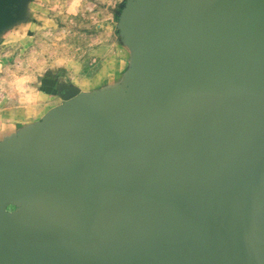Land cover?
I'll list each match as a JSON object with an SVG mask.
<instances>
[{"label":"water","instance_id":"1","mask_svg":"<svg viewBox=\"0 0 264 264\" xmlns=\"http://www.w3.org/2000/svg\"><path fill=\"white\" fill-rule=\"evenodd\" d=\"M197 9L190 0L150 4L135 40L152 47L147 61L170 45L169 20ZM225 27L199 55L220 53L217 62L236 63L243 77L238 101L249 114L241 124L225 117L220 132L233 155L214 153L205 162L217 160L225 175L208 178L201 194L175 182L189 168V138L168 122L171 109H146L147 117L133 120L123 113L115 124L68 104L62 112L74 113L43 123L15 154L0 156V181L18 175L44 208L35 221L0 219V264H264V144L244 145L264 140V37L253 47L250 31ZM178 37L175 47L184 43ZM77 94L73 87L63 97Z\"/></svg>","mask_w":264,"mask_h":264},{"label":"rangeland","instance_id":"2","mask_svg":"<svg viewBox=\"0 0 264 264\" xmlns=\"http://www.w3.org/2000/svg\"><path fill=\"white\" fill-rule=\"evenodd\" d=\"M153 1L0 0V123L26 127L55 123L71 103L77 106V112L80 107L82 112L97 114L115 124L120 123L123 113L126 120H133L144 115L146 109H171L168 122H175L180 135L189 138V168L174 180L180 187L189 185L191 192L207 193V179L224 174L217 160L206 164L207 158L233 150L230 146L223 150L228 141L220 138L224 118L241 124L249 112L246 102L238 101V79H243L240 67L232 62H217L222 60L220 53L209 52L207 59L199 55L208 49V43L214 46L213 41H219L225 23L245 36L250 31L252 38L246 39L255 47L264 37V0H213L211 6H206L207 0H190L202 12L193 14L195 10H189L185 20H169L170 45L166 43L161 56L148 61L138 51L126 86L99 89L92 95L79 91L71 98L63 97L68 89L76 87L74 79L90 75L106 56L104 51L91 55L84 50V44L96 39L100 44L107 40L122 45L130 44V39L139 41L143 18ZM226 31L235 32L230 28ZM178 35L184 43L175 47ZM201 123H205L204 129L197 127ZM263 134L264 131L261 138ZM217 142L221 145L215 149ZM251 144L262 145L264 140L257 137L244 143ZM232 155L233 152L229 156ZM233 165L239 164L232 163L230 167ZM193 174L198 175L191 178Z\"/></svg>","mask_w":264,"mask_h":264},{"label":"crops","instance_id":"3","mask_svg":"<svg viewBox=\"0 0 264 264\" xmlns=\"http://www.w3.org/2000/svg\"><path fill=\"white\" fill-rule=\"evenodd\" d=\"M99 44V39L84 44V50L89 51L91 55L104 51L106 56L90 75L74 79L73 84L78 89V93L80 91L92 95L103 88L117 86L123 88L126 86L125 82L131 77L130 69L133 63H137L138 59L135 56L138 51L145 55L151 52L152 48L146 42H135L131 39L128 45H122L119 41L110 43L108 40L103 41L98 47ZM94 58L98 61L97 56ZM90 60L93 58L91 57ZM142 116L147 117V113ZM42 125L28 124L26 127L14 122L0 123V156L15 154L21 141ZM43 212V204L37 191L18 175L10 174L0 181V219L8 222L35 221L41 217Z\"/></svg>","mask_w":264,"mask_h":264}]
</instances>
